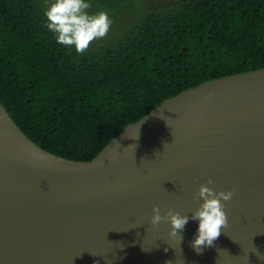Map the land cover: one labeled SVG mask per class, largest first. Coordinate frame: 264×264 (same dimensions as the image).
<instances>
[{
	"label": "water",
	"instance_id": "obj_1",
	"mask_svg": "<svg viewBox=\"0 0 264 264\" xmlns=\"http://www.w3.org/2000/svg\"><path fill=\"white\" fill-rule=\"evenodd\" d=\"M209 178L234 195L227 228L197 254L198 220L180 243L152 210L191 215ZM169 262L264 264V68L165 99L90 161L45 150L0 101V264Z\"/></svg>",
	"mask_w": 264,
	"mask_h": 264
},
{
	"label": "trees",
	"instance_id": "obj_2",
	"mask_svg": "<svg viewBox=\"0 0 264 264\" xmlns=\"http://www.w3.org/2000/svg\"><path fill=\"white\" fill-rule=\"evenodd\" d=\"M53 2L0 0V101L59 156L90 161L165 99L264 68V0H86L116 27L83 54L47 28Z\"/></svg>",
	"mask_w": 264,
	"mask_h": 264
},
{
	"label": "clouds",
	"instance_id": "obj_3",
	"mask_svg": "<svg viewBox=\"0 0 264 264\" xmlns=\"http://www.w3.org/2000/svg\"><path fill=\"white\" fill-rule=\"evenodd\" d=\"M90 7L86 0H54L46 9L47 28L56 34L59 44L74 46L77 53L83 54L91 42L108 34L114 20L105 11L89 13L87 10ZM213 183L214 181L209 178L206 183L201 184L196 198L198 201L202 200V203H199L191 215L182 214L171 208L162 214L160 206L155 205L151 224L159 226L161 222H169L170 237L179 236L181 243L183 230L189 220H198V234L191 242V247L197 254H202L205 248L214 247L222 230L228 226L225 202L231 200L234 192L232 190L217 192L209 186Z\"/></svg>",
	"mask_w": 264,
	"mask_h": 264
},
{
	"label": "rangeland",
	"instance_id": "obj_4",
	"mask_svg": "<svg viewBox=\"0 0 264 264\" xmlns=\"http://www.w3.org/2000/svg\"><path fill=\"white\" fill-rule=\"evenodd\" d=\"M114 27H116V26H114ZM114 27H112V28H114ZM112 28L109 29L108 34H107L105 37H103V38H98V39L94 40L93 42L103 41V40H105V39H107V38H110L111 35H113V34H114V31H115V30L112 29ZM116 31H117V30H116Z\"/></svg>",
	"mask_w": 264,
	"mask_h": 264
}]
</instances>
